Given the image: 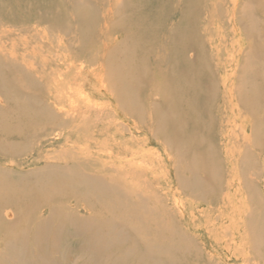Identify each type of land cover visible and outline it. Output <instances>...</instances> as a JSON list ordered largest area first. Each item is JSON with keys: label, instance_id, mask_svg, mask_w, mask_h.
I'll return each mask as SVG.
<instances>
[{"label": "bare ground", "instance_id": "6f19581e", "mask_svg": "<svg viewBox=\"0 0 264 264\" xmlns=\"http://www.w3.org/2000/svg\"><path fill=\"white\" fill-rule=\"evenodd\" d=\"M148 1L121 2L117 29L141 64L112 62L114 31L71 54L39 32L7 49L0 30V264H53L88 232H114L98 254L122 263L264 264V0Z\"/></svg>", "mask_w": 264, "mask_h": 264}, {"label": "rangeland", "instance_id": "374dc122", "mask_svg": "<svg viewBox=\"0 0 264 264\" xmlns=\"http://www.w3.org/2000/svg\"><path fill=\"white\" fill-rule=\"evenodd\" d=\"M123 1L130 2L131 0H0V30H8L11 32L7 34V38L3 39V41L8 44L7 49H10L13 43H15V48L21 51L20 48L22 47V43L34 44L33 39L36 40L34 35L36 32H39V35H45L48 40H50V38L56 41L62 39L63 43L69 47L71 54L76 52L84 54L86 52H91L93 47L91 44L93 42H98L96 47V49H98V46H100L99 43L106 39L107 31H112V35L114 31L113 37L117 38V42H121L122 47L120 53L116 55L111 54V49L109 50L108 56L111 55L113 58L112 62L129 64L133 62L140 63L131 56L129 57L124 54V50L131 48V43L121 41L122 36L117 35V29L124 30L126 28L124 22L131 16L129 11L130 8L123 4L120 5ZM135 2L137 3L135 5L140 7V5H145L149 1L135 0ZM153 6L157 8L154 10L156 13L160 11V7L163 12H173L176 7L174 0L170 3L163 2L162 4L160 0L154 2ZM149 12L150 11H145L147 16L152 17L153 15ZM223 14L225 16L227 14L224 7L223 9L220 8L218 13L215 14L214 19L217 22L213 20L216 24L213 22L211 27L213 30L224 32V34L222 33L224 37L223 45L231 50V47L236 45L235 43H238L240 38L231 33V26H228L227 19L226 21L223 19L222 22ZM155 35L159 37L161 34L156 33ZM138 38L139 37H137V40ZM53 44H55L54 41ZM48 46L49 44L41 51L43 53L41 57H44L45 53L49 51ZM158 47V43L153 41L149 45H139V48L136 50L138 55H142L143 51L153 48L154 52ZM29 49L31 50L32 47ZM222 51L224 50L222 49ZM96 54H98V50ZM31 57L33 58L32 54ZM2 71L4 73L6 87H9L8 83L12 81L10 80L11 73L8 66L3 67ZM24 83L30 86L29 82L25 81ZM4 93L5 95H12L13 91H9L6 88ZM5 105L11 106V104L7 103ZM236 115L237 113H235V118L237 117ZM151 147L157 148L154 145ZM41 166L42 165L37 166V168ZM27 170L30 169L28 168ZM98 211L99 209L97 208V212ZM111 219L112 217H110V220ZM118 229L126 231V228L123 226H119ZM118 229L115 230L117 231ZM91 235L92 234L88 232L80 237L70 236L63 242H60L61 246L58 245L54 247L53 264H138L136 258H128L125 263L117 261L115 257L108 256L109 254H104L100 258L98 251L101 249H108L112 245L115 236L114 232L104 234L102 238L100 236L94 237ZM83 239L88 241L86 250L82 249L79 245V242ZM115 240L122 248L143 251L141 244L134 243L133 245L128 242L125 237H116ZM59 257L62 260L59 259L56 261ZM145 263L146 262L141 263V261H139V264Z\"/></svg>", "mask_w": 264, "mask_h": 264}]
</instances>
